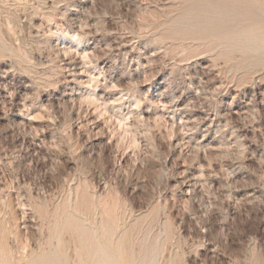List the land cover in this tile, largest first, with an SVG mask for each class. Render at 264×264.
I'll return each instance as SVG.
<instances>
[{"label":"rangeland","instance_id":"374dc122","mask_svg":"<svg viewBox=\"0 0 264 264\" xmlns=\"http://www.w3.org/2000/svg\"><path fill=\"white\" fill-rule=\"evenodd\" d=\"M0 264H264V0H0Z\"/></svg>","mask_w":264,"mask_h":264}]
</instances>
